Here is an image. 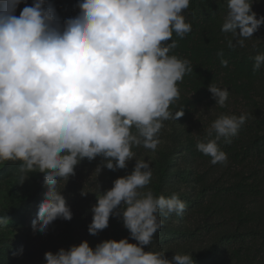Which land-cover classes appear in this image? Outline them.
I'll use <instances>...</instances> for the list:
<instances>
[{
    "label": "clouds",
    "instance_id": "clouds-1",
    "mask_svg": "<svg viewBox=\"0 0 264 264\" xmlns=\"http://www.w3.org/2000/svg\"><path fill=\"white\" fill-rule=\"evenodd\" d=\"M22 2L0 0V162L19 161L21 183L28 173L44 174L45 199L33 231L46 233L56 219H72L57 185L75 175L82 160L102 157L100 171L124 169L136 160L131 173L96 193L88 226L96 235L115 215L136 242L106 239L92 247L84 240L47 251L46 264H193L192 254L169 259L163 251L145 250L162 227L160 217L181 214L186 205L175 193L143 191L153 175L151 163L133 151H155L163 121L184 115L169 109L180 95L178 82L192 69L170 52L177 47L173 34L183 39L192 30L183 14L190 0H79L78 14L63 21L48 0H33L17 16ZM252 2L228 0L222 31L231 34L229 48L244 47L264 25ZM253 59L254 71L264 66V53ZM208 89L215 105L225 106L228 90L212 83ZM246 119L247 114L219 115L197 139V149L212 164L226 163L218 141L231 143ZM8 219L0 216V223Z\"/></svg>",
    "mask_w": 264,
    "mask_h": 264
},
{
    "label": "rangeland",
    "instance_id": "rangeland-1",
    "mask_svg": "<svg viewBox=\"0 0 264 264\" xmlns=\"http://www.w3.org/2000/svg\"><path fill=\"white\" fill-rule=\"evenodd\" d=\"M222 1L224 17L228 0ZM48 2L54 5L61 21L79 12L78 0ZM26 4L31 6L33 0H24L16 8L17 16ZM252 11L258 18L264 16V0H253ZM229 36L231 39L230 33ZM260 47H264V25L240 48L255 51ZM215 104L214 99L200 104L189 119L163 121L155 151L133 147L137 159L151 163L153 175L143 191L150 189L165 197L175 193L186 205L181 214L160 217L162 227L145 250L163 251L169 259L175 253L192 254L193 264H264V197L240 195L232 187L241 178L238 173L248 176L251 172L263 179L261 187H264V161L238 163L227 159L226 163L212 164L211 159L195 158L187 151L189 138L196 136L200 128H208L221 114L259 118L264 111V86L253 100L235 95L223 107ZM171 112L174 116L177 111ZM101 162L99 156L92 161L85 158L68 181H58V190L66 197L73 217L56 219L46 233L32 229V221L45 199L44 174L28 173L21 183L20 162H0V216L9 217L7 222L0 223V264H46L47 251L55 253L84 240L95 247L106 239L125 238L128 229L122 218L115 215L110 217L108 227L96 235L89 234L88 226L93 218L91 208L96 203V193L110 189L115 179L131 173L136 160L129 161L124 169L105 167L100 171L97 167ZM82 191L87 194L81 195Z\"/></svg>",
    "mask_w": 264,
    "mask_h": 264
},
{
    "label": "trees",
    "instance_id": "trees-1",
    "mask_svg": "<svg viewBox=\"0 0 264 264\" xmlns=\"http://www.w3.org/2000/svg\"><path fill=\"white\" fill-rule=\"evenodd\" d=\"M222 10H224L222 0H190L189 7L183 14L186 22L191 24L192 30L183 39L173 34L172 40L177 41V47L170 52V55L174 54L181 59H186L192 69L178 82L180 95L169 109L184 111V115L181 116L183 119H189L200 104L213 99L208 89L211 83L227 89L228 98L238 95L247 100H253L264 86V66L259 70H253V58L257 54L264 53V47L257 48L255 51H248L238 46L229 48L227 46V41L230 39L229 33L222 31ZM221 50H223V57L218 55ZM222 59L228 61L227 66H222ZM205 129L207 128H200L196 136H191L187 142V151L195 158L211 159L196 147L197 139L203 137ZM218 144L227 154V159L238 163L257 160L262 163L264 161V111L259 118H247L231 143H225L221 139ZM251 173L248 176L238 173L241 178L232 187L240 195L264 197V187H261L263 179L259 180L258 174ZM124 237H130L129 230L124 232Z\"/></svg>",
    "mask_w": 264,
    "mask_h": 264
}]
</instances>
